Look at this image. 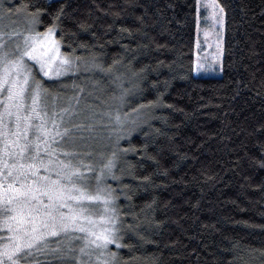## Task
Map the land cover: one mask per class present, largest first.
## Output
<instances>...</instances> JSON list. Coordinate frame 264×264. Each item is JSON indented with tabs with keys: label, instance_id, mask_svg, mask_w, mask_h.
<instances>
[{
	"label": "trees",
	"instance_id": "obj_1",
	"mask_svg": "<svg viewBox=\"0 0 264 264\" xmlns=\"http://www.w3.org/2000/svg\"><path fill=\"white\" fill-rule=\"evenodd\" d=\"M12 1L8 6L18 10L37 3ZM219 2L225 9L222 74L202 77L193 73L194 0H60L67 13L61 25L65 42H86L89 48H77L75 55L87 65L95 55L104 69L94 67L96 72L84 74L98 82L87 114L118 109L125 125L134 126L135 121L143 126L131 141L138 152L121 158L124 172L116 174L132 186L125 189L131 201L120 196L122 216L128 210L127 222L139 225L140 234L155 243L126 238L133 248L119 250L120 264H264V168L256 146L264 141L258 131L264 124V0ZM50 4L38 0L42 8ZM138 16L144 17L146 27ZM81 22L90 26L88 32L80 30ZM50 23L44 16L37 28L44 31ZM121 28H143L166 47L138 48L135 32V40L124 33L125 39L109 43ZM92 33L103 49L99 44L91 47L96 43ZM45 81L53 92L65 93L67 86V94L74 93L70 76ZM124 89L130 93L121 104L118 97ZM96 97L105 103L99 105ZM157 97L162 100L159 107L147 106ZM103 121L108 123L107 117ZM103 128L93 131L104 134ZM119 146L129 144L121 140ZM110 150L109 140L93 149L94 164H100V153ZM165 170L168 174L162 175ZM145 176L152 182L144 183ZM107 183L123 187L111 179Z\"/></svg>",
	"mask_w": 264,
	"mask_h": 264
},
{
	"label": "snow or ice",
	"instance_id": "obj_2",
	"mask_svg": "<svg viewBox=\"0 0 264 264\" xmlns=\"http://www.w3.org/2000/svg\"><path fill=\"white\" fill-rule=\"evenodd\" d=\"M55 4L60 6L50 11ZM3 7L0 0V8ZM194 7L198 19L223 29L225 9L219 0H194ZM20 10L29 25L26 31L0 29V264H51L49 257L63 264H120L119 250L133 248L125 242L126 238L136 236L140 241L155 243L140 234L139 225L127 222L128 210L122 216L120 196L131 201L125 189L131 190L132 186L123 184V175L116 174L117 170L124 172L119 160L129 152H138L131 141L133 133L143 132V126L135 121L134 126L125 125L118 109L90 115L88 110L78 111L83 89L67 103H61L63 98L46 86L45 78L55 81L79 71L81 57L75 55L76 49H87L89 45L75 40L65 42L67 33L61 25L67 13L60 0H51L48 8L38 6L37 0L22 4ZM6 11L11 13L12 8ZM44 16H49L51 23L41 32L37 25ZM114 16L118 18L119 13ZM137 19L144 25L143 16ZM78 27L84 32L90 30L83 22ZM112 30L109 25L107 31ZM134 32L140 36L138 48L154 44L159 51L166 47L143 28H121L109 43H119L126 38L124 33L127 39L135 40ZM216 35L219 49L220 34ZM92 36L96 43L91 47L95 48L99 38L95 33ZM145 39L149 43H142ZM99 47L103 49L104 45ZM91 66L104 71L95 55ZM129 93V89L122 91L118 97L121 104ZM161 104L157 97L147 106ZM98 115L101 120L107 117L112 133L108 137L110 152L99 154V169L93 163L94 151L90 150L92 137L86 135L93 131L95 123L83 122L96 121ZM258 131L264 134V124ZM144 135L147 138L148 133ZM121 140L129 147L121 149ZM256 146L261 152L259 165L264 168V141ZM143 149L146 151V144ZM161 174L167 175V170ZM108 179L123 187L113 188ZM142 181L152 182L150 176ZM74 241H79L80 246H74ZM110 246H115V250ZM41 256L45 259L41 260Z\"/></svg>",
	"mask_w": 264,
	"mask_h": 264
},
{
	"label": "rangeland",
	"instance_id": "obj_3",
	"mask_svg": "<svg viewBox=\"0 0 264 264\" xmlns=\"http://www.w3.org/2000/svg\"><path fill=\"white\" fill-rule=\"evenodd\" d=\"M12 0H3V8H0V29L4 30H11L15 29L16 31H26L29 27L27 20L25 19L24 13L22 11L12 8V12L9 13L6 11L9 4H12ZM206 15V14H205ZM38 30V28H37ZM205 30L208 31V36L205 37ZM39 31V30H38ZM223 29L213 28L211 26V21L205 23L202 18L198 19L197 12H196V27H195V44H194V65H193V73L196 76L202 77H218L222 74V47H223ZM43 32V31H41ZM216 33L220 34V44L221 48H217V35ZM94 67L91 64L87 65L86 63L81 62V66L79 71H74L68 73L66 76L71 77V83L69 84L70 91L73 90V94H67V86H65L64 92L62 94H58L62 97L61 103H67L70 98L75 96L79 89H83V92L79 93L80 96V105L77 109L78 111L87 110L86 104L88 99H93L94 89L97 86L98 82L95 81V78L84 77L85 73L96 72ZM65 77V76H64ZM83 77V78H81ZM63 77H60L61 79ZM47 79V78H46ZM85 86V88H84ZM112 99L109 98L107 103ZM96 102L100 105L105 103L102 99L96 97ZM71 103L75 106V100H72ZM101 114V113H100ZM85 123H95V128H99L108 124L107 122L101 120L99 117L96 118V121H88L84 120ZM111 128V127H110ZM105 129V128H103ZM104 134L100 132L92 131L91 133H86V135H90L92 139L89 140L90 150L95 149L96 147H100L103 145L105 141H108L109 135H111L110 130H103ZM110 131V132H109ZM97 155L96 152H94ZM96 160H93L95 163ZM99 165H96L97 169H99ZM74 246L79 247L80 242L74 241ZM115 250V246H110ZM41 260L45 258L43 256L40 257ZM51 264H63L62 261L49 257ZM78 264L77 261H72L71 264Z\"/></svg>",
	"mask_w": 264,
	"mask_h": 264
}]
</instances>
